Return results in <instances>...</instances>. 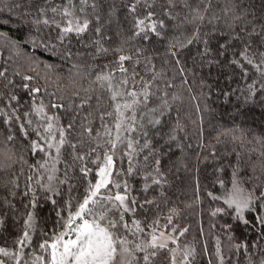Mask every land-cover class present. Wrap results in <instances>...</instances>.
Instances as JSON below:
<instances>
[{
  "label": "trees",
  "instance_id": "obj_1",
  "mask_svg": "<svg viewBox=\"0 0 264 264\" xmlns=\"http://www.w3.org/2000/svg\"><path fill=\"white\" fill-rule=\"evenodd\" d=\"M19 2L26 3V0ZM130 2L131 0H89V6L82 14L87 15L91 22L88 33L80 38L72 35L61 44L54 28L49 30L41 25V30L36 31L31 23L35 12L31 16H24L19 9L10 10L8 5H11L13 0H0V9H2L0 33L6 34L10 41H15L19 46L15 47L11 43L0 44V70L7 68L8 78L16 85L15 88L9 86L6 89L3 87V83H6L4 81L0 83V91H14L20 98L16 107L20 113H23L29 110L31 98L19 87L22 80L20 76L14 75L16 71L21 75L36 76L39 73L32 85H46L48 92L61 89L64 95H70L74 90L70 81H78L77 86L81 88L94 89L95 91L89 93L94 97L92 107L79 114L70 137L71 143L79 145L84 141L82 146L76 149L78 153L83 154L89 151V145L86 142L87 137L80 136L81 123L90 125L93 129H100L101 112L110 110L107 93L90 82L95 80L97 72L108 71L104 65L117 57L118 53L114 52L115 49L122 47L124 54L133 55L136 59L135 51L141 48L142 53L138 57L141 63L137 66L140 75L145 79L150 78L151 73L145 68L147 63L145 57H150L155 70L163 73L157 81L161 89L158 95L164 94L165 81L171 82L174 86L166 89L170 110L162 119L163 126L159 129V133L157 129L151 127L148 129V139L152 142L150 146L155 149L154 157L150 158L149 163L151 164L154 158L161 160L163 173L159 177L161 185H153L147 192L143 191L145 181L142 176L151 168L131 177H113L121 181L128 180L129 196L135 197L139 204H144L146 198L154 201L152 204H144L143 208L137 207L134 217L126 215L125 219L129 223L132 218L140 220L142 226L158 220L160 226L157 228V235L163 231L177 239L176 244L169 242V248L179 246L181 249L194 250L195 259L192 264H209V261L212 264H219L215 255L217 239L220 241L225 264H248L249 253L243 250L237 251L234 245L238 243L251 245L258 242V231L236 219V213L227 207L224 198L231 189L234 170L237 172V182L246 190L254 188L264 180L259 159V153L264 151V145L259 142L264 140V92L257 90L255 95H250L247 85L256 78L255 74L249 70V77L244 79L238 67L227 64L232 52L240 51L239 46L230 49L225 57H220V64L210 65L207 62L202 63L198 58L194 60L197 49L202 48L203 45L199 43L190 45L180 56L182 66L186 69L184 76L190 82L188 86L183 85L174 61L165 56V52L170 40L177 37L183 40L190 36L194 26L185 25L178 30L173 24L179 23V20L169 21L165 18L166 28L162 30L163 39H158L154 35L146 41L139 38L129 39L133 31L132 15L128 11ZM54 3L59 5L64 3V0H54ZM76 3L78 8V0ZM92 3L97 5L95 9L91 8ZM159 3L160 0H157V9ZM237 3L239 4V8L236 9L237 14L247 10V20L256 19L258 24L260 17L264 16V0H237ZM227 6L229 0H213L214 11L222 17L215 27L224 31H229L226 23L231 22V13L229 17H224L222 12ZM184 14L182 12L181 16ZM240 26L242 24L237 22V31ZM97 27L101 29L103 46L109 49L107 55H96L97 46L93 41L100 38L95 32ZM213 31V26L208 25L207 22L201 28V33L211 34ZM30 36L36 38L37 42L44 38L46 43L54 47L49 50L34 47L31 43H26ZM224 39L218 33L212 35L213 49ZM69 51L72 53L70 58L65 55ZM165 61L171 62L165 63ZM45 64L53 65V68L49 70L44 67ZM73 65L77 67L73 68ZM155 90L154 87L153 91ZM57 94L61 93L57 92ZM84 94L81 92V95ZM41 96L45 103L55 100L54 97L44 93H41L37 100ZM95 96L101 97L99 108ZM173 96L176 99H172ZM158 103V100H154L151 106L155 107ZM53 112L56 110H49V114ZM88 112H91V116L88 121H84V116ZM59 114L61 123L67 124L74 113ZM31 118L34 121L32 125L34 128L38 118L35 116ZM7 127L0 123V247L9 251L17 248L15 241L22 235L27 213L31 212L33 227L28 231L32 238V246L26 248L25 252L40 254L39 243L44 240L51 242L62 230L61 224L67 219L69 211H75L78 202L82 200L88 181L94 182L97 179L95 172L98 165L90 163L95 159V154L87 157L85 163L92 171L84 177L79 171L81 162L77 161L73 166L72 149L65 146L62 150L64 162L57 165L59 171L56 176L64 179V172L67 170L68 182L60 184L58 179L53 180L56 191H47L45 187H41L42 184H48L47 173L30 167L36 164L37 160L43 159V153L33 155L28 149V140L16 132V125L12 126V130L17 139L14 142L5 141L4 137L8 134ZM171 135H175L176 139L170 140ZM34 138V135L29 137V139ZM97 142L103 143V139L93 140L92 146ZM146 152L147 150L137 157L139 164H143L142 157ZM4 153L12 155L15 163L8 161ZM254 164L255 172L252 171ZM127 167L126 158L123 161L118 159L114 171H125ZM30 176L31 180H29ZM256 177H260V180ZM115 191L118 190L113 188L112 192ZM214 196L220 199H213ZM53 200L56 201L55 204L52 203ZM30 202H34L35 207H27ZM217 208H223L225 212L213 216L212 212ZM244 215L247 219H251L254 214L245 212ZM169 216L172 217L171 224L168 223ZM164 225H167V228L163 227ZM173 227L177 229L176 232H172ZM183 229H187V232L180 236L179 232ZM150 231L151 229H146V232ZM259 242L261 247H264V241ZM250 255L254 264H259V260L264 258L260 250L254 247ZM0 259L4 258L0 257ZM7 264H14V261L7 260ZM153 264H169L167 250L160 251Z\"/></svg>",
  "mask_w": 264,
  "mask_h": 264
},
{
  "label": "snow or ice",
  "instance_id": "obj_2",
  "mask_svg": "<svg viewBox=\"0 0 264 264\" xmlns=\"http://www.w3.org/2000/svg\"><path fill=\"white\" fill-rule=\"evenodd\" d=\"M64 0L62 4H55L54 0H26L21 3L19 0H13L8 7L19 9L24 16H35L31 23L35 26L36 31L41 30V25L49 30L55 29L57 39L63 41L74 35L77 38L83 37L88 33L90 20L86 12L89 6V0ZM91 8L95 9L97 5L92 3ZM25 8L27 10L25 11ZM239 8L237 0H229V6L222 9L224 17H229L231 13V22L226 23L229 31L215 27L222 17L218 15L213 8V0H160L159 9H157V0H131L128 5V11L132 15V34L129 39L149 40L151 36L163 39V29L166 28L165 18L169 21H177L173 27L182 29L185 25H193V31L190 36L183 40L174 38L170 40L165 52V56L170 57L176 65L177 74L182 77V84L189 85L185 78V67L182 66L180 56L183 51L195 43L202 44L198 48L194 60L198 58L202 63L220 64V57H225L230 49L240 47V51L232 52V57L228 59L229 66L238 67L244 79H247L251 70L255 77L247 85L250 95H255L259 90L264 92V16L260 17L257 24L256 19L247 20V10L237 14ZM179 9V10H177ZM2 11V9H0ZM185 13L181 16V13ZM51 13V15H49ZM255 17V14L253 13ZM205 22L213 26V33H201V28ZM237 22L242 26L237 31ZM95 32L99 39L93 41L97 46L96 55H107L108 48L102 44L103 36L101 29L97 27ZM219 34L225 39L218 42L215 49L212 47L211 36ZM11 43L19 47L15 41H10L6 34L0 33V44ZM26 43H31L34 47H43L49 50L54 46L45 42L41 38L37 42L36 38L29 37ZM118 53L114 61L104 68L108 71H100L95 74V80L91 84H96L103 92L107 93L109 109L100 114V129H93L90 125L81 123L80 136L87 137L89 151L83 154L78 153L76 149L82 146L84 141L78 145L71 143L70 137L76 126L77 117L81 112L87 111L92 107L93 95L90 92L94 89H84L79 86L78 81H70L74 90L70 95H64L61 89L56 92H48L47 86H33L32 82L39 76L21 75L19 71L14 73L20 76L22 83L19 87L26 91L31 98L28 111L19 112L16 104H19L20 98L14 91H0V123L8 126V134L4 137L7 142H14L17 139L12 130L16 125V132L20 133L24 139L28 140V149L33 153H43V159L37 160L36 164L30 167L43 170L47 173V191L55 192L56 189L52 184L53 180H59L60 184L68 182V172H64V179H59L56 173L59 171L57 165L64 162L62 160V150L65 146L72 149L71 160L74 166L77 161L81 162L79 171L84 177H87L92 169L88 168L85 163L86 158L95 154V159L90 163L98 165L95 175V181H88L85 194L82 200L78 202L75 211H69L67 219L61 224L60 231L52 240H44L39 243L38 249L40 254L26 253L25 249L32 246V238L28 229L33 227V215L27 213V219L24 221V230L19 239L15 241L17 248L9 251L7 248L0 247V264H7V260L14 261V264H153L154 259L160 251L167 250L169 264H192L195 259L193 249L169 248V242L176 244V237L165 235V232H159V221L155 220L151 224H144L135 218L129 223L125 219L126 215L134 217L137 207L143 208L144 204H152L154 201H144L139 204L135 197H130V187L127 179L123 181L113 177L127 176L141 173L143 170L151 168L150 171L144 172L142 178L145 181L143 191L147 192L153 185H161V160L154 158L150 164V158L154 157L155 149L151 147L149 137V127L157 129L162 128V119L170 110L167 88L173 87L171 82L165 81L164 94L158 95L161 89L157 81L163 75L155 70V65L151 63L150 57H145L147 61L145 68L151 73L149 79L141 76L137 66L141 63L138 58L142 49L137 48L135 51L136 59L133 55L124 54L122 47L114 50ZM215 52V55H213ZM66 57L70 58L72 53L69 51ZM95 58V56L93 57ZM171 61H165L170 63ZM45 68L51 70L53 65L45 64ZM77 67L76 65L72 66ZM34 71V69H33ZM8 69L0 70V83L4 88H15L16 85L12 79L7 76ZM259 85V89H257ZM156 88L153 91V88ZM189 91L191 88L189 87ZM60 92L61 94H57ZM81 92L85 93L81 95ZM41 93L54 97L55 100H49L45 103L43 97L37 100ZM195 98V97H193ZM97 107L101 106V97L95 96ZM172 99H176L175 96ZM154 100L159 103L151 106ZM59 101V102H57ZM66 101V103H65ZM78 101V102H77ZM50 109L56 112L49 114ZM60 112L74 113L72 119L67 124L61 123ZM32 116L37 117L36 126ZM91 112L84 116V121H88ZM31 129V132H29ZM102 129V132H101ZM34 135V139H29ZM102 138L103 143L97 142L92 146V141ZM170 140H175V135H171ZM219 140V136L217 137ZM235 139V137H234ZM264 145V140L259 141ZM143 155V164L137 162V157ZM10 151V150H9ZM11 163H15L12 155L3 154ZM239 155V154H237ZM127 159L128 167L125 171H119L116 168V161ZM23 159V157H21ZM260 169L264 173V151L259 153ZM27 163V161H24ZM9 166H11L9 164ZM252 171H256V165L252 166ZM237 172H233L232 190L224 198V203L229 209L236 213V219L245 225H251L253 230L258 231V242L249 245L248 243H238L234 247L237 251L243 250L249 253L248 264H254L250 255L251 249L258 248L264 256V247H261L259 241H264V180H261L254 188L246 190L238 185L236 180ZM32 177H29L31 180ZM260 180V177H256ZM148 181H151L149 183ZM39 183V181H37ZM223 184V182H221ZM118 191L112 192V189ZM27 195V193H25ZM211 195V193L209 194ZM220 199V197H213ZM56 203L55 200L52 201ZM27 207H35L34 202H30ZM70 207V206H69ZM174 211V210H173ZM225 212L223 208H217L212 212L213 216ZM245 212L254 214L251 219H247ZM168 223L171 224L172 217L169 216ZM163 227L167 228V225ZM146 229H151L146 232ZM172 232L177 229L173 227ZM187 229L180 230L179 235L183 236ZM143 237H147L146 239ZM215 255L219 264H225L224 257L220 248V241L217 239ZM142 254V255H138ZM209 264H212L209 261ZM259 264H264V258L259 260Z\"/></svg>",
  "mask_w": 264,
  "mask_h": 264
},
{
  "label": "rangeland",
  "instance_id": "obj_3",
  "mask_svg": "<svg viewBox=\"0 0 264 264\" xmlns=\"http://www.w3.org/2000/svg\"><path fill=\"white\" fill-rule=\"evenodd\" d=\"M52 184H53V181H52ZM238 185H239L241 188H243V187H242V186H241L239 183H238ZM231 190H232V186H231V189H230V191H231ZM230 191H229V192H230ZM113 193H114V192H113ZM61 231H62V230H61ZM59 232H60V231H59ZM59 232H58V233H59ZM165 235H169V234H168V233H166ZM170 236H171V235H170Z\"/></svg>",
  "mask_w": 264,
  "mask_h": 264
}]
</instances>
